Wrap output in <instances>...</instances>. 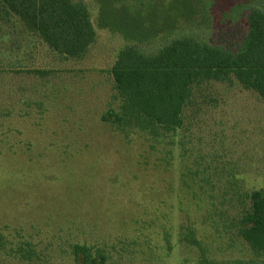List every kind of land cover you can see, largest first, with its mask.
Masks as SVG:
<instances>
[{
	"label": "rangeland",
	"instance_id": "obj_1",
	"mask_svg": "<svg viewBox=\"0 0 264 264\" xmlns=\"http://www.w3.org/2000/svg\"><path fill=\"white\" fill-rule=\"evenodd\" d=\"M209 1L211 40L231 46L254 0ZM87 2L97 37L82 57L0 20V264H77V243L105 264H204L184 226L209 259L264 264L236 228L264 187V97L226 73L193 86L174 131L104 121L121 103L111 68L131 42Z\"/></svg>",
	"mask_w": 264,
	"mask_h": 264
},
{
	"label": "trees",
	"instance_id": "obj_2",
	"mask_svg": "<svg viewBox=\"0 0 264 264\" xmlns=\"http://www.w3.org/2000/svg\"><path fill=\"white\" fill-rule=\"evenodd\" d=\"M127 1L94 0L100 24L131 42L111 68L121 103L102 116L104 121L136 124L156 136L174 131L183 124L193 86L226 73L236 74L264 97V0L245 5V27L231 46L211 40L212 1ZM0 20L20 22L53 51L72 57L84 56L97 37L87 0H0ZM250 198L236 228L253 252L264 253V187ZM181 240L201 252L204 264H232L207 258L191 226L182 228ZM25 249L19 248L23 258L28 257ZM73 254L77 264H105L109 259L89 244L73 245Z\"/></svg>",
	"mask_w": 264,
	"mask_h": 264
},
{
	"label": "crops",
	"instance_id": "obj_3",
	"mask_svg": "<svg viewBox=\"0 0 264 264\" xmlns=\"http://www.w3.org/2000/svg\"><path fill=\"white\" fill-rule=\"evenodd\" d=\"M103 115H104V114H103ZM103 115H102V116H103Z\"/></svg>",
	"mask_w": 264,
	"mask_h": 264
}]
</instances>
